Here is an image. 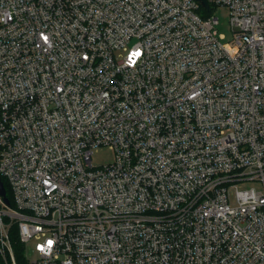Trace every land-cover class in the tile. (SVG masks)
Wrapping results in <instances>:
<instances>
[{"label":"built area","instance_id":"obj_1","mask_svg":"<svg viewBox=\"0 0 264 264\" xmlns=\"http://www.w3.org/2000/svg\"><path fill=\"white\" fill-rule=\"evenodd\" d=\"M207 1L0 0L5 264H264V0Z\"/></svg>","mask_w":264,"mask_h":264},{"label":"rangeland","instance_id":"obj_2","mask_svg":"<svg viewBox=\"0 0 264 264\" xmlns=\"http://www.w3.org/2000/svg\"><path fill=\"white\" fill-rule=\"evenodd\" d=\"M205 14V12H202ZM211 14L214 17L219 19V25L216 26V30L218 33L224 35L225 39L222 40V43H227L232 39V28L230 25V13L229 9L226 7H217L211 11ZM114 159V153L110 149L106 147L99 148L93 154L92 163L94 166H101L112 162ZM240 189H249L255 187L260 189V184L256 181H247L238 183ZM0 264H5L2 260H0Z\"/></svg>","mask_w":264,"mask_h":264},{"label":"trees","instance_id":"obj_3","mask_svg":"<svg viewBox=\"0 0 264 264\" xmlns=\"http://www.w3.org/2000/svg\"><path fill=\"white\" fill-rule=\"evenodd\" d=\"M4 183H5V187L7 189V195L11 199L9 188H8L5 181H4ZM10 237H11V242L13 245V249H14V253H15L17 263L18 264H26V260L23 257L24 245L20 242L18 230L16 228L12 229V231L10 232Z\"/></svg>","mask_w":264,"mask_h":264},{"label":"water","instance_id":"obj_4","mask_svg":"<svg viewBox=\"0 0 264 264\" xmlns=\"http://www.w3.org/2000/svg\"><path fill=\"white\" fill-rule=\"evenodd\" d=\"M197 1L203 6L204 9L209 10V4L207 0H197ZM0 194L4 196L5 202L9 205L10 200L6 195V189L1 178H0Z\"/></svg>","mask_w":264,"mask_h":264}]
</instances>
